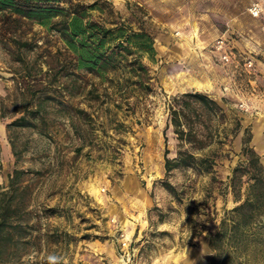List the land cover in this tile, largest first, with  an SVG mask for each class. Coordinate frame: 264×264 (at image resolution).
I'll return each instance as SVG.
<instances>
[{
	"label": "rangeland",
	"instance_id": "374dc122",
	"mask_svg": "<svg viewBox=\"0 0 264 264\" xmlns=\"http://www.w3.org/2000/svg\"><path fill=\"white\" fill-rule=\"evenodd\" d=\"M109 1L123 17L143 8L154 38V61L143 58L153 91L132 94L133 108L90 100L86 90L96 79L87 72L72 89L71 77L61 73L66 56L55 33L28 23L0 29V190L6 192L0 204L9 202L10 221L18 226L14 242L0 240V264H208V233L236 204L227 183L244 160V128L264 165V20L249 15L250 0ZM220 36L232 52L228 62L213 47ZM15 40L34 46L17 47ZM33 90L49 96L44 120L37 127H7L34 107ZM186 91L206 94L225 116L204 131L209 171L166 172L165 155L173 158L178 149L167 100ZM64 106L93 119L74 117L75 130ZM113 112L118 129L109 125ZM237 121L235 134L223 130ZM247 254L248 264H264V245Z\"/></svg>",
	"mask_w": 264,
	"mask_h": 264
},
{
	"label": "trees",
	"instance_id": "16d2710c",
	"mask_svg": "<svg viewBox=\"0 0 264 264\" xmlns=\"http://www.w3.org/2000/svg\"><path fill=\"white\" fill-rule=\"evenodd\" d=\"M148 17L139 6L130 9L129 17H123L113 9L109 0H0V29L11 31L28 23L55 33L63 48L59 52L66 56L61 73L71 77L72 89H79L76 80L83 78L82 72L90 73L96 82H91L92 87L86 90L89 99L98 105L111 103L117 108L123 102L133 108L135 100L130 102L132 94L144 95L153 91L152 76L143 62V58L154 61L156 53L153 35L147 26ZM15 41L17 47L30 50L34 46L27 41ZM35 94L33 90L29 98V103L36 99L34 107L28 106V110L11 120L7 127H37L36 122L44 120L43 102L49 96L42 98ZM167 110L168 124L175 134L178 149L173 158L165 155V171L176 167H197L209 171L212 160L206 152L203 153L204 131L208 126H217L220 118H224L223 108L204 93L186 91L170 96ZM63 111L72 126L74 117L84 121L93 119L81 108L65 107ZM115 115V112L110 113L108 121L110 127L118 129L122 124ZM239 126L237 121L231 128H222L235 134ZM73 127L76 130V126ZM39 132L44 133L41 129ZM250 139L251 133L246 127L241 137L244 160L231 169L227 183L236 204L223 211L217 229L208 233V264H248L245 258L247 251L253 247L260 250L264 245V165L249 145ZM194 150L202 154L196 156ZM166 153L167 150L164 151ZM13 183L11 176L8 187ZM162 185L175 193L168 181H162ZM5 193L0 190V195ZM8 204H0V240L11 244L14 242L13 231L18 226L10 221L12 210ZM30 229L33 226L28 224V237L32 233ZM40 234L38 230L36 237ZM239 253L244 254L243 259H238ZM12 255L10 250H6L7 258Z\"/></svg>",
	"mask_w": 264,
	"mask_h": 264
},
{
	"label": "built area",
	"instance_id": "2783aa9c",
	"mask_svg": "<svg viewBox=\"0 0 264 264\" xmlns=\"http://www.w3.org/2000/svg\"><path fill=\"white\" fill-rule=\"evenodd\" d=\"M246 10L250 16L254 18H261L262 20H264V0L262 1L251 0ZM213 47L218 53L217 57L219 58V60H221L222 62H228L231 59L232 52L230 48L227 46L226 41L224 38H222V36H220L215 40ZM251 64H252L251 61L247 62V65L249 67L251 66Z\"/></svg>",
	"mask_w": 264,
	"mask_h": 264
},
{
	"label": "water",
	"instance_id": "95a60500",
	"mask_svg": "<svg viewBox=\"0 0 264 264\" xmlns=\"http://www.w3.org/2000/svg\"><path fill=\"white\" fill-rule=\"evenodd\" d=\"M206 250L209 252V247H208V244H207Z\"/></svg>",
	"mask_w": 264,
	"mask_h": 264
},
{
	"label": "crops",
	"instance_id": "0c3cea01",
	"mask_svg": "<svg viewBox=\"0 0 264 264\" xmlns=\"http://www.w3.org/2000/svg\"><path fill=\"white\" fill-rule=\"evenodd\" d=\"M250 2H251V0H250ZM250 2H249V3H250Z\"/></svg>",
	"mask_w": 264,
	"mask_h": 264
}]
</instances>
